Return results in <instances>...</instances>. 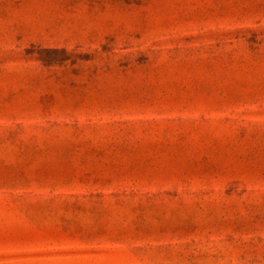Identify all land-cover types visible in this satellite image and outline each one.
<instances>
[{
  "label": "rangeland",
  "instance_id": "obj_1",
  "mask_svg": "<svg viewBox=\"0 0 264 264\" xmlns=\"http://www.w3.org/2000/svg\"><path fill=\"white\" fill-rule=\"evenodd\" d=\"M0 264H264V0H0Z\"/></svg>",
  "mask_w": 264,
  "mask_h": 264
}]
</instances>
